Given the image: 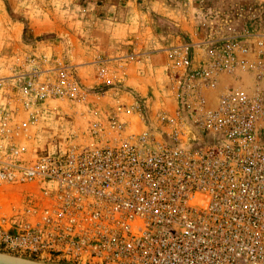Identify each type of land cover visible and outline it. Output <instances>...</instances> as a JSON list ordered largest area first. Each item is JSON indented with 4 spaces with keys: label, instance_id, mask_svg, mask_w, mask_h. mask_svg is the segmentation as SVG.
<instances>
[{
    "label": "built area",
    "instance_id": "2783aa9c",
    "mask_svg": "<svg viewBox=\"0 0 264 264\" xmlns=\"http://www.w3.org/2000/svg\"><path fill=\"white\" fill-rule=\"evenodd\" d=\"M253 13L209 14L192 41L166 50L172 104L154 112V96L141 104L116 86L124 64L96 66V82L113 90L104 104L108 91L62 63L24 78L0 107V253L264 264V29ZM57 110L73 126L36 148Z\"/></svg>",
    "mask_w": 264,
    "mask_h": 264
},
{
    "label": "crops",
    "instance_id": "0c3cea01",
    "mask_svg": "<svg viewBox=\"0 0 264 264\" xmlns=\"http://www.w3.org/2000/svg\"><path fill=\"white\" fill-rule=\"evenodd\" d=\"M142 1L109 0L108 4H98L94 9L97 14L88 15L90 20L82 23V29L87 34L93 30L98 31V34H88L84 38L82 33L81 56L72 48L71 60H80L86 64L95 62V65H90L92 68L102 63L110 66L124 64L126 76L116 85L121 93L135 92L137 97L143 98L145 93L154 95V92H160L163 94L162 99L172 104L168 98L171 71L166 50L192 41L201 23L207 21L206 17L216 10L192 6L186 14L184 8L174 7L167 0H145L144 4ZM6 29L11 30L8 24ZM102 31L107 32L102 34ZM76 71L83 69L78 68ZM104 89L109 92L107 95L113 93L106 86H102L100 91ZM142 100L143 103L149 102L147 98ZM163 100H159L160 105H163ZM51 115L61 117L62 120L49 127L44 115L38 130L36 148L50 145L54 137L61 138L74 124L60 110L51 112Z\"/></svg>",
    "mask_w": 264,
    "mask_h": 264
},
{
    "label": "rangeland",
    "instance_id": "374dc122",
    "mask_svg": "<svg viewBox=\"0 0 264 264\" xmlns=\"http://www.w3.org/2000/svg\"><path fill=\"white\" fill-rule=\"evenodd\" d=\"M167 1L174 7L184 8L186 14L193 6V8L215 9L221 17L234 16L240 8L250 6L254 11L251 25L256 24L264 29V0ZM105 3L108 4L109 0H0V107L10 104L22 80L36 69H53L59 63L72 68L81 82L83 81L85 84L82 83L93 92L101 94L104 90L106 91L108 88L100 91L104 85L98 84L95 80L96 67H90V65H95V62L86 64L80 60L75 62L71 60L72 48H75L76 54L81 56L82 33H84V38H87L88 34H98L96 30L87 34L86 30L82 29V23L84 20H90V16L97 14L94 9L98 4L102 6ZM252 20L246 19V21ZM7 24L10 29L13 28L7 30ZM251 25L249 26L253 27ZM106 32L102 31V34ZM42 59L48 61V66L41 64ZM84 67H86L85 70ZM78 68H82L83 71H76ZM127 92L126 94L132 95L131 97L141 104L143 102L141 99L154 96L153 112L158 108L159 100H163V94L160 92H154V95L150 92L145 93L143 98L137 97L138 94L135 92ZM108 96L112 94L106 95L100 102L107 103ZM127 102H131L130 97L127 98ZM163 102L167 106L170 105L169 100H163ZM141 111L146 118L147 110L142 107ZM51 112L55 111H50L45 115V121H48L49 127L62 120L61 117L52 116ZM133 121L137 123L136 118ZM4 202L3 200L2 203L5 204Z\"/></svg>",
    "mask_w": 264,
    "mask_h": 264
},
{
    "label": "water",
    "instance_id": "95a60500",
    "mask_svg": "<svg viewBox=\"0 0 264 264\" xmlns=\"http://www.w3.org/2000/svg\"><path fill=\"white\" fill-rule=\"evenodd\" d=\"M0 264H49L45 262L34 261L17 256L0 253Z\"/></svg>",
    "mask_w": 264,
    "mask_h": 264
},
{
    "label": "bare ground",
    "instance_id": "6f19581e",
    "mask_svg": "<svg viewBox=\"0 0 264 264\" xmlns=\"http://www.w3.org/2000/svg\"><path fill=\"white\" fill-rule=\"evenodd\" d=\"M133 129L136 130L134 127H133ZM0 200H4V198H1V197H0ZM34 261H35V260H34ZM39 262H40V261H39Z\"/></svg>",
    "mask_w": 264,
    "mask_h": 264
}]
</instances>
